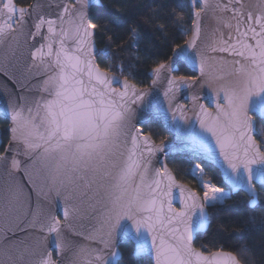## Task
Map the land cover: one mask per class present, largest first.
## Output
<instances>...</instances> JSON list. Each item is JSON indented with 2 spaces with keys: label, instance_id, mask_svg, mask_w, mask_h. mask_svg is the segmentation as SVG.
I'll return each instance as SVG.
<instances>
[{
  "label": "snow or ice",
  "instance_id": "6c2138e0",
  "mask_svg": "<svg viewBox=\"0 0 264 264\" xmlns=\"http://www.w3.org/2000/svg\"><path fill=\"white\" fill-rule=\"evenodd\" d=\"M189 19L173 46L170 28ZM0 46L28 73L21 94L7 93L0 140V264H119L118 235L149 264H246V246L223 242L249 222L264 231V0H0ZM161 46L171 55L157 60ZM148 61L163 101L135 82ZM181 62L199 75L176 74ZM205 86L214 108L200 102ZM184 90L191 108L177 102ZM142 109L170 113V129L220 166L221 181L195 163V183L180 182L158 155L168 137L145 131ZM240 192L247 199L228 207L243 226L219 223L197 245L210 211ZM53 193L62 218L41 203Z\"/></svg>",
  "mask_w": 264,
  "mask_h": 264
},
{
  "label": "trees",
  "instance_id": "16d2710c",
  "mask_svg": "<svg viewBox=\"0 0 264 264\" xmlns=\"http://www.w3.org/2000/svg\"><path fill=\"white\" fill-rule=\"evenodd\" d=\"M31 0H14L17 4L20 3H30ZM111 0H101L103 4H109ZM145 3H150L151 0H143ZM185 4H187V0H185ZM185 12H187V8H185ZM191 26V20H187L185 23L181 25H172L170 28L169 42L174 46L177 43H183L185 37L183 36L182 29L189 28ZM161 55L157 56L156 59H164L168 55H171L170 49L164 48L163 46L159 49ZM107 63V61H105ZM152 66V61H148L146 64L138 65L137 67V75L135 77V82L138 87L144 88L148 86L149 77L148 73L150 72ZM181 68V71L176 74H186L192 75L193 73L189 71L182 63L178 65ZM6 121L0 119V132H1V140L5 144L7 141V134L5 132ZM144 126L145 131H151L153 133V139L159 142V139L162 137H168L170 140V135L161 123L159 119H150L149 122ZM165 160L167 161L170 168H174L176 171L174 175H176L177 179L182 183H189V186L195 183L194 178L191 175L192 166L195 163H201L207 172L208 175H211L215 178L216 182H220L221 178L219 172L211 165L204 163L200 159H197L193 156L188 155H173L166 156ZM207 178V177H206ZM242 199H247L244 193H236L233 194L231 199L225 201V205L220 206L221 211L217 215L214 210L210 211V216L212 219V226L208 230V234L197 239L196 244L199 245L202 240L208 239V236L214 232L219 223H227L232 224L236 221V227L239 229L243 226V219H239L237 217V213L235 209H229L228 206L233 204V201H239ZM264 231L261 230L260 220H257L256 223L249 222L246 226L245 231H232L231 233H225V240L223 242V246L226 250L238 251L241 245L247 247V252L242 253L246 264H264ZM120 258L119 264H149V259L146 257H133L132 256V245L129 242H123L118 245Z\"/></svg>",
  "mask_w": 264,
  "mask_h": 264
},
{
  "label": "water",
  "instance_id": "95a60500",
  "mask_svg": "<svg viewBox=\"0 0 264 264\" xmlns=\"http://www.w3.org/2000/svg\"><path fill=\"white\" fill-rule=\"evenodd\" d=\"M33 0L30 1L32 3ZM191 27V26H190ZM189 71H191L195 75H199V71L197 68L193 67L191 63L181 62ZM27 76L28 73L25 71L24 65L22 61L17 60L11 55V52L7 46H0V119L6 121L5 126V132L7 134V141L4 145H7L8 143V137L9 133L7 131L8 127V119L5 115V109L7 107V93L11 91L17 92V94H21L22 86L27 83ZM149 77V83L148 86L144 87V89L150 90L154 96L159 97L161 101H163V89L159 86L153 87L152 86V76L151 71L148 73ZM201 96V103H204L206 105H209L208 97L211 95V90L205 86L199 92L197 93ZM192 95V93L188 90H184L182 94L178 96V103L185 104L187 107L191 108L192 104L188 100V97ZM164 107L166 108L167 105L165 104ZM210 108H214V105H209ZM188 115L192 117L194 121V117L192 116V113L189 112ZM138 119L143 123V125L147 124L150 119H159L167 132L170 135L169 146L166 148L165 152L163 154H158L161 161L165 160L166 156H173V155H188V156H194L192 146L190 142L179 132L172 131L170 129V120L171 115L170 113H165L164 111H156L154 109H142L138 111ZM198 127V125H196ZM0 140H1V132H0ZM3 151V147H0V152ZM21 160H24L25 157L20 156L18 157ZM201 161L204 163H207L211 166H213L220 175V178H222L223 170L220 168V166L210 160L200 158ZM18 179H22L23 182L27 185L29 181L24 177V172L20 171L17 174ZM6 177H0V185L3 184ZM39 183V182H38ZM243 193V192H242ZM236 194V193H234ZM41 203L44 206H49L50 204H55L57 208V214L61 216L62 213L60 211L62 207V199L55 197V194H50V200H44L43 197H40ZM37 200L36 193H32V203L33 206H35V202ZM179 206L178 204L176 205ZM4 207L2 204H0V224L4 222ZM11 235V234H9ZM78 242L82 244L89 243L87 240H84L83 238H78ZM123 242H129L132 245V256L138 257L135 254V243L130 238L124 236V235H118L117 236V245L123 243ZM68 259L71 258V253L68 254ZM120 258V256H119ZM150 259L149 257H146Z\"/></svg>",
  "mask_w": 264,
  "mask_h": 264
}]
</instances>
